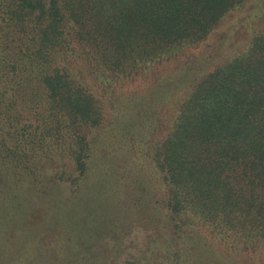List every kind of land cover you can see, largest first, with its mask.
<instances>
[{
  "label": "trees",
  "instance_id": "1",
  "mask_svg": "<svg viewBox=\"0 0 264 264\" xmlns=\"http://www.w3.org/2000/svg\"><path fill=\"white\" fill-rule=\"evenodd\" d=\"M244 1L0 0V186L10 171L18 183L47 178L39 166L54 161V149L75 164L72 173L51 174L61 186L73 188L88 174L89 133L104 112L61 61L75 54L84 67L128 74L202 42ZM259 28L242 52L193 86L154 145L152 165L166 187L157 202L176 245L193 220L214 235L264 238V24ZM79 247L74 263L118 258L117 250H95L91 236ZM183 253L130 250L124 261L180 264Z\"/></svg>",
  "mask_w": 264,
  "mask_h": 264
},
{
  "label": "rangeland",
  "instance_id": "2",
  "mask_svg": "<svg viewBox=\"0 0 264 264\" xmlns=\"http://www.w3.org/2000/svg\"><path fill=\"white\" fill-rule=\"evenodd\" d=\"M263 24L264 0H245L202 42L128 74L84 67L75 54L61 61L104 112L102 124L89 133L88 174L73 188L61 186L51 174L72 173L75 164L57 149L47 168L39 166L47 178L18 183L10 171L8 184L0 186V264H79L73 251L90 236L95 250H117L113 264H126L130 250H183L182 264H264V238L214 235L198 220L184 223L185 238L176 245L167 211L157 202L166 187L151 158L193 86L242 52ZM49 210L67 215L54 217ZM83 213L99 216L85 220ZM144 258L139 253V261Z\"/></svg>",
  "mask_w": 264,
  "mask_h": 264
}]
</instances>
